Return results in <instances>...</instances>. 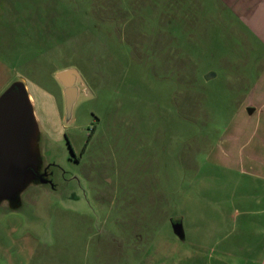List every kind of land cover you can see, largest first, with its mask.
Wrapping results in <instances>:
<instances>
[{"label": "rangeland", "instance_id": "rangeland-1", "mask_svg": "<svg viewBox=\"0 0 264 264\" xmlns=\"http://www.w3.org/2000/svg\"><path fill=\"white\" fill-rule=\"evenodd\" d=\"M260 37L264 0H0V95L25 83L48 166L0 204V264H264L253 191L209 157L264 100Z\"/></svg>", "mask_w": 264, "mask_h": 264}, {"label": "water", "instance_id": "water-1", "mask_svg": "<svg viewBox=\"0 0 264 264\" xmlns=\"http://www.w3.org/2000/svg\"><path fill=\"white\" fill-rule=\"evenodd\" d=\"M55 79L62 86L64 121L71 124L84 81L75 68L58 71ZM39 136L32 98L25 83L16 80L0 95V204L6 202L10 209H17L20 194L35 180ZM66 143L72 152L69 141ZM173 226L176 232L182 229L180 222Z\"/></svg>", "mask_w": 264, "mask_h": 264}, {"label": "crops", "instance_id": "crops-1", "mask_svg": "<svg viewBox=\"0 0 264 264\" xmlns=\"http://www.w3.org/2000/svg\"><path fill=\"white\" fill-rule=\"evenodd\" d=\"M260 38L264 41V37ZM250 111L240 116L235 125L229 121L226 134L219 137L220 146L212 149L209 157L223 174L235 177V195L253 191L254 196L247 198L237 194L236 207L246 218L257 216L260 230L264 231V100Z\"/></svg>", "mask_w": 264, "mask_h": 264}, {"label": "flooded vegetation", "instance_id": "flooded-vegetation-1", "mask_svg": "<svg viewBox=\"0 0 264 264\" xmlns=\"http://www.w3.org/2000/svg\"><path fill=\"white\" fill-rule=\"evenodd\" d=\"M40 141V140H39ZM40 143V142H39ZM66 146H67V143H66ZM85 148V147H84ZM67 149H68V155H67V160L69 162H73V163H79L80 159H79V156H77L74 152H73V149H72V152L69 150V147L67 146ZM43 153L42 151H40L39 149V153H38V159H39V165H38V169H37V172H36V177H35V180H33L31 182V184L33 183H44L46 182L47 178V168H44L45 167V157H43V155L41 154ZM48 165V164H47ZM30 185V184H29Z\"/></svg>", "mask_w": 264, "mask_h": 264}]
</instances>
